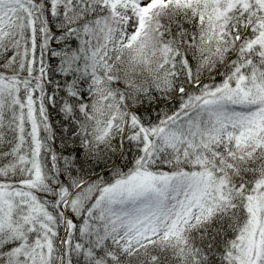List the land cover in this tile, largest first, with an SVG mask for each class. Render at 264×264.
Wrapping results in <instances>:
<instances>
[{"label": "snow or ice", "instance_id": "1", "mask_svg": "<svg viewBox=\"0 0 264 264\" xmlns=\"http://www.w3.org/2000/svg\"><path fill=\"white\" fill-rule=\"evenodd\" d=\"M0 264H264V0H0Z\"/></svg>", "mask_w": 264, "mask_h": 264}]
</instances>
